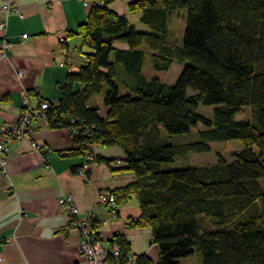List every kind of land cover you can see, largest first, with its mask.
Wrapping results in <instances>:
<instances>
[{"label":"trees","instance_id":"obj_1","mask_svg":"<svg viewBox=\"0 0 264 264\" xmlns=\"http://www.w3.org/2000/svg\"><path fill=\"white\" fill-rule=\"evenodd\" d=\"M115 1L85 0V22L68 32L80 38L78 50H88L85 63L67 74L57 102L45 100L47 126L70 132L78 148L68 155H93V145L122 150L134 180L108 193L116 205L136 200L139 215L126 226L150 231L156 264L196 254L199 264H264V0L128 2L127 14L139 13L147 32L111 10ZM170 18L182 22L179 45L169 42ZM173 63L182 69L169 85L163 79ZM117 64L124 93L114 80ZM98 96L104 117L89 105ZM197 125L201 139L180 144L163 142L159 131L185 134ZM225 140L240 148L229 162L216 151ZM191 153H206L213 164L192 166ZM93 158L76 169L87 180L108 165ZM97 225L90 220L100 241ZM109 243L130 253L120 234ZM136 264L152 263L138 256Z\"/></svg>","mask_w":264,"mask_h":264},{"label":"crops","instance_id":"obj_2","mask_svg":"<svg viewBox=\"0 0 264 264\" xmlns=\"http://www.w3.org/2000/svg\"><path fill=\"white\" fill-rule=\"evenodd\" d=\"M6 1L8 11L2 9ZM88 5L85 0H0V99L6 98L0 104V127L18 120L25 110L24 99L28 108L43 100H59V87L67 74L85 63L88 50H78L80 38L68 36V32H75L85 22ZM113 10L124 14L121 8ZM4 42L10 47L2 51ZM89 105L95 107L93 100ZM106 110L103 107L98 115L104 117ZM29 136L43 152L32 149L28 140L15 141L6 174H0V264H86L78 250L79 233L68 227L58 203L68 195L79 220L96 221L105 248L120 234L135 258L146 256L156 264L158 247L151 242L150 231L126 226L129 218L139 215L136 200L116 205L114 211L97 202L100 193L134 180L123 169L122 150L95 145L93 155L107 160L108 165L99 164L95 179L87 180L76 172L86 163L85 155L67 154L78 148L67 129L36 121Z\"/></svg>","mask_w":264,"mask_h":264},{"label":"built area","instance_id":"obj_3","mask_svg":"<svg viewBox=\"0 0 264 264\" xmlns=\"http://www.w3.org/2000/svg\"><path fill=\"white\" fill-rule=\"evenodd\" d=\"M2 9L5 11L10 9L7 1L2 6ZM25 37L26 35H22V38ZM9 47V42H4L1 45L2 51ZM22 105L25 110L21 113L18 120L0 127V174H6V161L15 141L28 140L32 149L43 152V149L34 141H31L29 133L32 124L36 121H42L47 125L44 112L50 105L43 100L39 102L37 107L28 108L25 99ZM93 159V155H86V160L90 161ZM77 172L79 175H84L81 169ZM97 202L108 206L111 211H114L116 207L114 196L109 193H100ZM58 203L66 214L68 227L76 229L79 233L78 250L85 258L86 264H136V258L131 253L124 254L119 245L112 244L109 248H105L100 241L95 239L91 230L90 220H79L77 218L78 210L75 207L72 196H62L58 199Z\"/></svg>","mask_w":264,"mask_h":264},{"label":"rangeland","instance_id":"obj_4","mask_svg":"<svg viewBox=\"0 0 264 264\" xmlns=\"http://www.w3.org/2000/svg\"><path fill=\"white\" fill-rule=\"evenodd\" d=\"M133 1V0H116L112 4H110V9L113 10L115 8L116 10H119L120 8L123 10V13L126 15L128 21L135 27L136 30L138 31H148L147 26L143 25L142 23L139 22V16L140 14H135V15H128L126 11L127 3ZM114 11V10H113ZM116 12V11H114ZM117 13V12H116ZM167 28H168V33H169V42L172 45H179L182 41L183 37V25L182 22L179 19H174L170 18V20L167 23ZM182 66L173 63L170 66L169 71L166 73L164 76L163 81L166 84L172 85L175 80L177 79L179 73L181 72ZM123 71V67L119 64H117V69H116V77H115V82L120 86V91L121 93H124L121 85H120V80L121 76L118 75V72ZM99 100V101H97ZM93 104L94 106L98 109V112L102 111V108L105 107L102 103V98L101 96L93 98ZM204 114L208 117H210L211 112L210 111H205ZM242 118L241 115H235L234 119L235 120H240ZM203 127L202 125H197L196 128H192L189 132L185 134H173V135H168L164 132L162 128L159 127V131L161 134V138L163 142L165 143H171V144H180V143H186V142H192V141H197L200 140L201 137L198 134V131L202 130ZM95 145H93L94 147ZM239 146L237 141L235 140H225V141H219L216 143V151L226 160L230 161V155L232 153H235L239 150ZM88 154H85V157ZM190 164L195 167H204V166H210L213 164V161L211 157L206 154V153H191L189 156ZM259 185L262 187L264 190V177L258 179ZM100 243H102L100 241ZM103 245V244H102ZM112 246V244L110 245ZM157 246V245H156ZM183 264H199L200 258L199 255L196 254L192 258H184L181 260Z\"/></svg>","mask_w":264,"mask_h":264}]
</instances>
